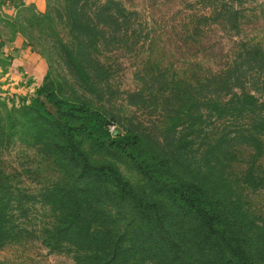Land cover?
Returning a JSON list of instances; mask_svg holds the SVG:
<instances>
[{
	"label": "trees",
	"instance_id": "16d2710c",
	"mask_svg": "<svg viewBox=\"0 0 264 264\" xmlns=\"http://www.w3.org/2000/svg\"><path fill=\"white\" fill-rule=\"evenodd\" d=\"M41 15L48 26L54 15L67 28L72 41L55 37L49 47L88 87L95 77L103 79L91 73L92 52L125 37L135 14L115 0H45ZM243 51L240 62L205 86L217 98H195L192 91L178 96L188 118L170 119L173 125L158 139L133 128L110 132L111 116L45 81L30 103L5 112L7 127H15L19 119L8 116L18 112L26 132L43 135L60 177L31 192L0 168V247L18 238L36 240L78 264H264V228L250 224L232 199L225 172L230 149L242 146L247 182L264 149V48ZM211 113L218 131L193 147L198 134L191 119ZM94 147L125 156L140 175L138 189L113 163L93 156Z\"/></svg>",
	"mask_w": 264,
	"mask_h": 264
},
{
	"label": "rangeland",
	"instance_id": "374dc122",
	"mask_svg": "<svg viewBox=\"0 0 264 264\" xmlns=\"http://www.w3.org/2000/svg\"><path fill=\"white\" fill-rule=\"evenodd\" d=\"M58 1L61 2L50 0V4ZM115 1L135 15L125 37L104 47L98 45L92 52L91 73L100 74L103 79L95 77V83L88 87L74 79L49 47L55 37L65 43L72 41L67 28L54 15L49 26L41 15L45 8L35 12L27 6L10 19L0 18V38H21L46 64L45 75L37 85L0 87V168L28 191L36 192L45 184L57 182V159L47 153L40 132L34 135L20 126L26 120L19 118L20 113L8 116L10 121L14 117L19 119L13 129L4 123V115L30 103L44 81L76 103L83 97L89 99L95 108L114 120L108 126L110 132L117 128L123 133L124 128H133L153 140L159 138L166 126L173 125V119L188 118L179 110L178 96L183 99L192 91L195 98H217V91L205 87L208 82H215L218 73L240 62L245 47L264 48V0ZM130 94L136 97L130 98ZM191 121L195 122L193 130L198 134L193 147L199 143L202 146L212 138L206 137L208 133L218 131V119L212 113ZM201 150L200 147L198 152ZM91 151L93 156L113 163L132 186L140 185L139 173L125 156L96 147ZM230 152L225 172L227 183L233 188L231 197L249 215L250 224L264 228V149L254 157L248 183L241 175L246 167L247 149L232 146ZM0 264L78 263L68 253L51 252L36 240L18 238L0 247Z\"/></svg>",
	"mask_w": 264,
	"mask_h": 264
},
{
	"label": "crops",
	"instance_id": "0c3cea01",
	"mask_svg": "<svg viewBox=\"0 0 264 264\" xmlns=\"http://www.w3.org/2000/svg\"><path fill=\"white\" fill-rule=\"evenodd\" d=\"M42 12L45 0H0V18L7 20L24 7ZM46 64L39 54L25 45L21 38L7 41L0 38V87L37 85L43 79Z\"/></svg>",
	"mask_w": 264,
	"mask_h": 264
}]
</instances>
